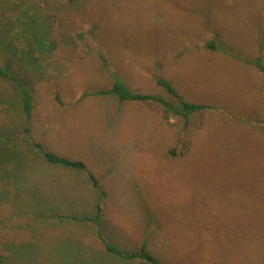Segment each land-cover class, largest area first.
<instances>
[{"label": "rangeland", "instance_id": "374dc122", "mask_svg": "<svg viewBox=\"0 0 264 264\" xmlns=\"http://www.w3.org/2000/svg\"><path fill=\"white\" fill-rule=\"evenodd\" d=\"M2 6L0 64L13 62L32 87L34 109L28 137L14 87L0 81V140H14L0 161V264H148L105 243L146 246L160 264H264V0ZM25 16L41 18L54 51L35 50ZM118 77L176 103L164 79L204 110L185 120L96 95ZM31 141L85 163L63 177L83 180L52 190L62 170ZM46 196L63 218L45 215L56 212Z\"/></svg>", "mask_w": 264, "mask_h": 264}, {"label": "trees", "instance_id": "16d2710c", "mask_svg": "<svg viewBox=\"0 0 264 264\" xmlns=\"http://www.w3.org/2000/svg\"><path fill=\"white\" fill-rule=\"evenodd\" d=\"M0 8H3L0 7ZM38 19V18H37ZM3 20H5V15L2 13L0 17V26L3 25ZM19 24L23 27V31L28 30L30 32V38L36 43L35 50L38 51L41 56L45 54L48 50L53 47V51L55 46L53 44H49V36L44 30V22L40 18V23L38 20L29 19L25 16L24 20L19 19ZM28 28V29H27ZM0 47H2V41L0 39ZM207 47L209 49H215L213 43L208 44ZM259 69L264 72V68L261 65H258ZM0 81H4L9 85H12L15 90V94L17 95V99L20 105V111L22 112V116L25 120V134L30 137L31 134V123L33 119V109H34V92L32 91V87L22 80L14 70V64L11 61H6L4 64H0ZM158 86L168 92L170 95L174 96L177 99L176 103H171L167 101L165 98L158 96V95H147V94H140L132 91L124 80H121L120 77L115 79L113 87L110 90L101 91L96 93V95H103V96H114L120 103L124 102H144L150 104H157L162 106L167 113L172 114L173 116L182 117L185 120H188L191 116L196 113L201 112L204 110V107L201 105L190 103L184 100L179 93L174 89V87L164 79L156 80ZM85 97V96H83ZM14 140L8 139L0 140V161L6 152V145L8 146ZM32 147H34L37 153L40 156L42 162L46 164L48 167H56L62 171H73L79 173L87 172V166L85 163L81 162L80 160H70L64 158L60 155H56L53 152H49L45 149V147L39 143L31 141ZM91 181L94 184V187L98 186V180L94 177L93 174L90 173L89 175ZM98 188V187H97ZM105 247L107 252L110 255L116 256L118 259L124 262H131V261H142L148 264H160L156 258L150 254L146 246H143L137 252H129V251H122L114 248L112 245L105 243Z\"/></svg>", "mask_w": 264, "mask_h": 264}, {"label": "crops", "instance_id": "0c3cea01", "mask_svg": "<svg viewBox=\"0 0 264 264\" xmlns=\"http://www.w3.org/2000/svg\"><path fill=\"white\" fill-rule=\"evenodd\" d=\"M53 172V175L54 176H57V177H59V179H55V180H53L49 185H51V187H52V190H55L54 188H53V186L55 185V184H57L56 182H62V183H64V184H69V183H71V184H73L74 183V181H75V179L76 180H83L81 177H79V175H77L75 178H73L72 177V179H68V178H63L64 176H68V171H52ZM73 172V171H72ZM71 172V173H72ZM75 173H79V172H75ZM82 174V173H81ZM85 180V179H84ZM85 181H87L88 183H90L91 184V182L89 181V179H86ZM44 186H48V184H45ZM90 192V191H89ZM94 197H95V195H94ZM46 198V200H47V202H48V204H51V206L54 208V210H56V208H55V205H54V201H53V197H50V198H48L47 196L45 197ZM94 200H95V198H94ZM66 201V199L64 200V202ZM45 215H52L53 217H54V220H56V218L57 219H61V218H63L64 217V215H61V214H58L57 213V210H56V212H48V213H45ZM44 215V216H45ZM84 215H87L86 213L84 214ZM83 215V216H84ZM83 216H78V217H80V219H83ZM78 217H76V218H74V222H77V218ZM53 220V221H54ZM80 223H82V221H80ZM89 225V224H88Z\"/></svg>", "mask_w": 264, "mask_h": 264}]
</instances>
